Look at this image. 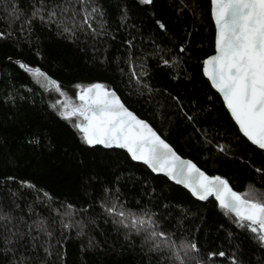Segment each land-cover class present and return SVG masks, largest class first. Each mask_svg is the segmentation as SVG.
I'll return each mask as SVG.
<instances>
[{
  "label": "snow or ice",
  "instance_id": "obj_1",
  "mask_svg": "<svg viewBox=\"0 0 264 264\" xmlns=\"http://www.w3.org/2000/svg\"><path fill=\"white\" fill-rule=\"evenodd\" d=\"M2 6L5 27L0 30V40L18 42L25 34L30 39L37 23L54 27L57 37L77 45L81 52L90 49L94 67L114 68V74L127 79L139 96L146 97V103L151 104L161 94L170 98L174 108L171 115L163 111L165 101L158 102L155 115L161 121L172 122L179 117L184 130L191 129L189 139L203 143L204 150L215 147L217 153L229 151L225 144L213 145L214 126L211 122L204 126L206 121L196 102L186 101L180 93L172 95L167 88H154L150 83L149 57L158 60L157 69H179L196 51L188 40L180 42L182 38L170 33L168 24L161 19H154V29L147 33L132 22L140 16L154 17L155 13L148 12L154 0H2ZM191 10L195 14L196 9ZM210 16L215 26V51L201 61L203 77L222 98L239 133L264 153V0H210ZM158 34H163L160 43ZM165 38L168 43H164ZM145 41L151 42V50H147ZM112 47L119 53L114 59L109 51ZM36 55L42 53L37 50ZM15 63L41 82L44 91L59 96L49 107L72 127L88 150H125L131 161L142 162L152 173L183 185L198 201L214 197L218 208L236 228L250 234L261 255L253 260L255 253L245 252L243 241L231 231L226 239L232 252H205L200 240L185 227L190 210L174 216L169 211L171 205L155 197V189L147 193L156 199L155 203L140 199L129 207L128 201L121 199L124 193L120 190L122 177L116 174L119 168L104 175L97 168L106 169L108 163L94 166L81 160L82 195L77 194L73 202H60L59 208L52 209L54 198L48 192L41 196V190L28 180L20 185L35 190L37 198L27 204L26 212L16 202V193H11L10 200L0 199V264H67L71 232L80 238L84 256L110 249L113 254L131 257L122 264H210L216 257L226 258L229 264H264V191L250 186L243 193L237 192L224 176H209L193 160L182 158L147 117L141 118L126 106L112 84L100 80L74 83L73 102L60 83L39 67L30 66L22 58ZM169 75L176 80L179 73ZM187 79L192 81L195 77ZM11 100V95L5 98L6 102ZM25 135L27 139L21 147H31L39 155L36 149L44 144L48 133L33 125ZM45 147H53L51 140ZM255 171L264 175V167ZM10 181L14 182L15 177L5 178V184ZM42 203L49 205L46 216L36 211Z\"/></svg>",
  "mask_w": 264,
  "mask_h": 264
},
{
  "label": "trees",
  "instance_id": "obj_2",
  "mask_svg": "<svg viewBox=\"0 0 264 264\" xmlns=\"http://www.w3.org/2000/svg\"><path fill=\"white\" fill-rule=\"evenodd\" d=\"M181 4L184 5L182 9ZM192 8L196 9L195 14ZM148 12L155 13V16H140L132 22L147 33L149 29H154V19H161L168 24L170 33L182 38L180 42L186 39L190 42L191 49L196 50L192 53V58L179 69H157L158 60L149 57V66L152 69L150 83L154 88H167L172 95L180 93L186 101L190 99L196 102L206 121L204 126H208L209 122L214 126L216 139L213 140V145H227V154L217 153L215 147L206 151L203 143L198 144L195 139H189L191 129L186 132L179 117L172 122L167 119L161 121L155 115L158 102L165 101L163 111L166 115H171L174 108L170 98L166 99L161 94L151 104L146 103V97L139 96L134 87L129 86L127 79L118 73L114 74V68L94 67L90 59V49L86 53L81 52L77 45L57 37L54 27L49 29L37 23L30 39L25 34L18 42L0 40V199L7 197L10 200L11 193H16V202L26 212L27 204L37 198L35 190L21 187L20 182L28 180L36 189L41 190V196L43 192H48L54 198L55 203L51 204V208L56 209L60 207V202H73L77 194L82 195L81 160L94 166L108 163L109 167L106 169L97 170L104 175H110L115 168H119L116 174L122 177L120 190L124 195L121 199L127 200L129 207L140 199L145 202L152 199L155 203L156 199L147 195L155 189V197L162 203L170 204L169 211L174 216L182 210H190L191 215L186 218L185 227L190 228L200 240L202 250L232 252L233 249L228 247L226 239L227 233L231 231L243 241L242 249L245 252L255 253L252 256L254 260L261 255L260 251L255 250V241L250 234L236 228L231 218L223 214L214 200L199 202L193 199L184 188L163 176L153 174L145 165L131 161L122 150L100 147L96 152L88 150L87 146L81 144L79 135L72 127L49 107L51 102L46 91L15 63L22 58L30 66L39 67L57 80L68 93H72V85L77 82L91 83L100 80L112 84L126 106L141 118L147 117L180 155L193 160L210 175L224 176L237 192L243 193L250 186L264 191V175L255 171L257 167H264V153L239 133L220 96L203 77L201 61L214 51L215 30L210 16V0H154V6ZM4 15L5 10L0 0V30L5 27ZM141 20H144L143 24L140 23ZM16 27L19 28V24ZM162 35H157V43L161 42ZM145 43L148 45L147 50H151V42ZM164 43H168L166 38ZM168 46L172 47L171 44ZM37 50L42 56L36 55ZM109 51L113 59L119 54L116 47ZM121 67L128 72L125 65L121 64ZM177 72V79L172 80L169 73ZM188 76H194L195 79L190 81ZM9 95L13 100L6 102L5 98ZM209 97L212 98L210 102ZM205 109L208 111H203ZM33 125L40 126L48 133L44 144L36 149L39 155L34 154L31 147H21V143L27 139L25 133ZM49 140L53 144L51 149L45 147ZM7 176L15 177V181L5 184ZM76 206L79 208L81 205L77 203ZM36 211L48 215V203L40 204ZM112 236L115 238L116 234L113 233ZM70 237L67 242V264H73L74 261L76 264L81 261H87L88 264H122L125 259L131 258L113 254L110 249L107 253L102 249L84 256L80 252V238L75 236V232H71ZM109 243L111 244V240ZM210 264L229 262L226 258L216 257Z\"/></svg>",
  "mask_w": 264,
  "mask_h": 264
},
{
  "label": "water",
  "instance_id": "obj_3",
  "mask_svg": "<svg viewBox=\"0 0 264 264\" xmlns=\"http://www.w3.org/2000/svg\"><path fill=\"white\" fill-rule=\"evenodd\" d=\"M213 25H214V23H213ZM214 30H215V26H214ZM214 34H215V32H214ZM214 51H215V49H214ZM214 51H213V53L212 54H214ZM211 54V55H212ZM209 84H210V82H209ZM214 90V89H213ZM215 91V90H214ZM218 94V93H217ZM219 95V94H218ZM221 98V97H220ZM221 100H222V98H221ZM222 102H223V100H222ZM227 110V109H226ZM230 115V114H229ZM234 122V121H233ZM238 128V127H237ZM241 134V133H240ZM242 135V134H241ZM245 138V137H244ZM246 139V138H245ZM247 140V139H246ZM249 142V141H248ZM250 143V142H249ZM251 144V143H250ZM118 150H122V149H118ZM175 150V149H174ZM122 151H124L125 152V150H122ZM126 153V152H125ZM127 154V153H126ZM177 154L178 155H180L178 152H177ZM182 158H184V159H189V158H186V157H183L182 155H180ZM133 162H136V161H133ZM136 163H140V164H142V162H136ZM199 167V166H198ZM202 171H204L203 169H201ZM151 171V170H150ZM205 172V171H204ZM207 175H209V176H213V175H210V174H208L207 172H205ZM154 174V173H153ZM155 175H160V176H163V177H165L166 179H168L166 176H164L163 174H155ZM169 180V179H168ZM170 182H172V183H174V184H176L174 181H171V180H169ZM176 185H178V186H180V187H182V188H184L183 187V185H181V184H176ZM185 189V188H184ZM187 192H188V190L187 189H185ZM236 191V190H235ZM190 194V193H189ZM191 195V194H190ZM193 199H195V200H197L196 198H194V197H192ZM214 200L215 201V198L214 197H209V199L207 200V201H209V200ZM198 201V200H197ZM207 201H199V202H207ZM216 202V201H215Z\"/></svg>",
  "mask_w": 264,
  "mask_h": 264
},
{
  "label": "rangeland",
  "instance_id": "obj_4",
  "mask_svg": "<svg viewBox=\"0 0 264 264\" xmlns=\"http://www.w3.org/2000/svg\"><path fill=\"white\" fill-rule=\"evenodd\" d=\"M37 81V80H36ZM39 83V85L41 86V82L37 81ZM43 88V87H42ZM44 89V88H43ZM50 102L53 103L56 99H59V96L57 94H55L54 92L49 94V92H46ZM70 97H72L73 102H74V97H75V92L72 90V93H68Z\"/></svg>",
  "mask_w": 264,
  "mask_h": 264
}]
</instances>
